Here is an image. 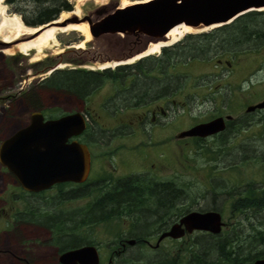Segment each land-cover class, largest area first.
<instances>
[{"label": "rangeland", "instance_id": "374dc122", "mask_svg": "<svg viewBox=\"0 0 264 264\" xmlns=\"http://www.w3.org/2000/svg\"><path fill=\"white\" fill-rule=\"evenodd\" d=\"M126 1L128 4L135 2L133 0ZM66 2L73 11L75 1L66 0ZM116 2L120 4L119 0H105L101 5ZM3 5L7 7L9 17L17 16L22 22L31 20L34 17L32 15L33 10L34 12L37 10V7L33 3L31 4L30 1L14 0L10 3V6L7 2ZM99 5L86 4L83 6L84 9L79 10L78 18L80 19L85 12L91 11ZM62 13H66V11L60 14ZM59 15L57 18H59ZM68 17H70V14L66 18ZM184 36L178 41L179 43L184 39ZM83 40L84 37L78 31L58 33L51 41L50 45L52 47L44 55L39 56L34 51L29 55L19 53L12 55L0 54V85H4L0 92V118L2 117V110H9L15 116L11 121L0 119V142L12 132L27 124V118H19V116L28 117V113L22 111L29 105L23 94L34 91L32 95L38 94L40 99L36 104L38 106L42 105L43 110L41 113L45 118L53 119L61 116V114L82 111L86 123L94 126L96 130L140 133L141 135L137 136H127L118 143L112 166L119 171V174L134 172V174L140 175L141 178H149L155 184L172 181L179 193H172L173 196L171 194L169 197L166 195L167 192L166 194L162 192V194H165V202H175L173 211L174 205L178 208H186L189 211H206L215 208L220 213L221 220L224 223L221 232L230 230L233 224L241 220V217L236 212L232 213L229 208V204L235 199L233 196H229V192L232 189L235 192L239 191L248 183H253L255 186L264 185V166L260 164V161L262 162L260 159L261 154L264 155V110L255 112L251 116V120L255 124H250L237 134L230 135V138L222 136L203 141H192L177 139V135L195 124L213 118L217 113L231 115L236 118L242 115L247 107L264 99V45L258 44L256 48L243 46L234 55L232 53L212 55L211 53L201 54L198 52L191 59L186 54L185 62H178L168 68V74L174 84L173 99L175 103L166 104L168 107L166 118H157V122H148L145 125L148 132L145 134L139 128L134 127V124H128L129 121H136V116L139 114L133 104L127 105L126 108L123 106L124 100L130 99L126 94V88H124L129 81H126L123 85L105 82L98 89L89 91L78 99H73L66 93H57L53 90L41 91L35 87L37 82L42 79V76L33 77L35 70L38 73L40 67L54 64L57 60L53 58L56 56L57 51L58 53L66 51V48L73 47L71 45H77ZM178 42L173 45L179 44ZM81 48L89 50L91 44L86 45L85 41ZM189 52L191 53V51ZM157 55L150 56L157 57ZM217 59L228 61L231 70H227L223 64L217 65L215 63ZM62 60L68 65L62 68L61 71H67L69 67L76 66L75 64L80 62V58H77L75 53H71L66 59ZM40 64L42 65L37 66ZM79 70L92 71L87 67ZM44 77H47V75H44ZM10 83H13V86L9 88L7 85ZM60 91H63V88ZM210 95L214 100L216 98L220 100L228 98L229 106L224 108L216 102L214 105L209 99ZM12 99L14 100L11 101ZM130 126L131 129L127 128ZM115 129L118 130L114 131ZM222 139H226L223 150L216 153L215 151L219 150L217 143ZM240 146H246L250 149L249 155L252 159L239 163L240 153L236 151L240 149ZM128 153L134 154L135 157L128 156L127 158ZM106 168H109V164L106 165ZM148 188L151 190L157 189L155 187ZM1 198L5 200L2 202ZM144 202L143 208L146 206L153 210V198L144 199ZM172 203L170 204L172 205ZM9 204L10 178L0 169V209H4L6 214L8 213ZM122 206H124V203H119L116 206L119 214L112 221L106 224L98 222L93 225L94 241L101 244L102 264H106L111 249L107 248L106 250L105 245L109 241L114 242V236L118 235L121 229L124 230L123 223L134 224L132 218L120 216ZM157 206L159 212L161 211L160 213H170L163 205L158 204ZM105 211L108 214V207ZM6 214L3 215L0 212V244H21L22 237L16 235V232H10V234L5 232L8 229ZM112 214H115V212ZM141 216L137 215L135 217L141 219V222L146 221L145 224L155 219V216L151 213L144 214V210ZM262 221H264V213L256 216L255 220H245L244 223L246 226L248 222L257 226ZM147 230L148 225H144L139 230L140 235H144ZM248 231L247 228L244 235L249 233ZM132 235L135 237L134 235L137 234L133 233ZM200 236V232H193L178 240L166 238L160 244L158 252L154 254L145 247L137 248L139 252L135 248L129 249L123 259L138 260L140 257V263L138 264H147V262L156 258L159 253V259L164 257L167 264L176 261H178L177 264H184V261H187L188 258V250L196 247L193 244L200 241ZM151 238L150 244L153 245L156 237L151 236ZM241 245L244 246L245 244Z\"/></svg>", "mask_w": 264, "mask_h": 264}, {"label": "water", "instance_id": "95a60500", "mask_svg": "<svg viewBox=\"0 0 264 264\" xmlns=\"http://www.w3.org/2000/svg\"><path fill=\"white\" fill-rule=\"evenodd\" d=\"M258 11H264V0H142L124 7L118 2L100 4L91 11L83 12L80 19L70 10L66 12L70 17L60 22H57L58 18L38 26H28L22 22L29 29H40L29 35H21L11 43L0 38V51L18 42L33 39L42 28L48 26L63 28L70 24H85L90 39L89 42L86 41V45L91 44V48L85 50L68 47L66 51L56 54L53 59L57 61L54 64L33 76H43L46 79L54 70L59 69L57 66L68 65L62 59H66L71 53L80 58V62L73 67H87L92 71L112 70L148 57L141 56L148 46L165 42L166 34L176 26L204 33L201 30L227 26L246 13ZM164 48L166 47H161L158 54ZM136 57L135 61L128 63ZM94 65L100 66V69H94ZM103 65L111 67H102ZM46 74L47 77H44ZM263 108L264 99L246 108V111ZM85 124L86 119L79 112L47 120H43L41 113L32 112L29 123L0 142V165L14 176L22 189L28 191L44 190L62 182L79 183L88 173V152L84 145L67 141L79 136L84 131ZM223 129V119L215 118L192 126L178 137L206 138ZM223 227L224 223L217 211H190L180 216L168 231L159 235L155 247L164 238L178 240L193 232L218 235ZM127 243L133 244L134 240ZM70 261L98 264V257L93 248L86 247L60 257L63 264ZM252 264H264V259L254 260Z\"/></svg>", "mask_w": 264, "mask_h": 264}, {"label": "flooded vegetation", "instance_id": "af4514ba", "mask_svg": "<svg viewBox=\"0 0 264 264\" xmlns=\"http://www.w3.org/2000/svg\"><path fill=\"white\" fill-rule=\"evenodd\" d=\"M7 3L10 6V2ZM215 63L217 65L223 64L227 70H231L229 69L231 65L228 61L217 59ZM41 65L42 64L37 66ZM49 66L50 65L42 66L39 71ZM76 70L79 69L77 67H69L66 72ZM56 71L63 72L61 69H56L53 72ZM168 71L169 69L167 68L165 70L162 69L154 71L151 73L154 76L149 74V78L159 84L161 92H154L153 96L149 97V99H138L135 101L124 100V108H126L127 105H132L133 103V107L139 111V114L136 116V121H129L128 124H134V127L139 128L142 133H148L145 127L148 122L155 123L157 122V118L167 117L166 110L168 107L166 104L175 103L173 99L174 84L172 83ZM36 72L37 71L35 70L34 73ZM42 79L37 82L35 86L36 88L41 87V82L45 80ZM126 81L127 79H125L121 85L125 84ZM128 85L129 82L127 86ZM163 85L166 86L163 87ZM2 86L4 85H0V92L3 89ZM7 86L10 88L13 86V83H10ZM26 95L27 93L23 94V96ZM212 95L209 96V99L214 103V105L216 102L224 108L229 106L228 98L222 100L216 98L214 100ZM42 110V107L34 110H23V112L28 113V117L19 116V118H27L26 123H29L30 114L32 112L41 113ZM263 110L264 108L255 109L253 111H246L245 109L244 113L236 118L231 115L217 113L213 118L201 123H206L215 118H222L224 122V129L222 132L206 138H179V134L183 132L181 131L177 135V139L203 141L205 139L222 136L230 138V135L237 134L234 129H236L239 124L244 126L243 129L250 126V123L253 121L251 120V116L255 112H262ZM66 114H61V116ZM1 115L2 117L0 119L3 121H11L15 117L9 110H2ZM42 117L43 120L49 119L45 118L43 115ZM59 117H55L53 119ZM127 128L131 129L132 127L130 126ZM116 130L118 129H115L114 131ZM132 135L137 136L141 134L138 132L125 133L96 130L94 126L86 123L84 131L79 136L68 139L67 143L76 141L77 143L84 145L88 152V173L86 178L79 183L62 182L54 184L44 190L28 191L22 189L14 176L11 173L9 174L5 168L0 165V169H2L3 172L10 178V204L8 213L6 214L4 209H0V212L3 215L6 214L8 219L6 223L8 229L5 232L9 234L10 232H16V235L22 237L20 240L21 244H0V264H63L60 262V257L63 254L86 247H91L96 251L98 264H102L100 252L101 244L94 241L93 225L98 222H104L106 224L115 219L116 215L119 214H114L115 216L113 219L111 218L112 220L109 219L107 221H101L102 218L110 216V214L100 212V205L103 204L104 210H106L108 203L111 201H114V203L117 201H119L117 203H124V206L121 208L122 214L120 216L132 218L134 224L131 225L130 223H123L124 230L121 229L119 234L114 236V242L109 241L107 245H105L106 250L107 248H111L106 264L140 263V257L138 260L123 259L126 257V253L129 249L135 248V250H137L139 247H145L153 254L157 253L160 244L166 240V238L162 239L158 242V246L155 247L159 235L168 231L169 228L177 221L173 211L174 202L172 203V201L169 200L170 202L168 203H172V205L169 204V207H167V211H170V213L167 214L160 213L161 211L159 212L157 206L158 197L160 195H163L160 199L165 202L166 192L168 197L173 193V182L169 181L155 184V182L149 180V178H141L140 175L134 174V172L119 174V171L112 166V162L116 157L118 143L121 142V139L126 138L127 136L131 137ZM128 156L135 157V155L131 153H128L127 158ZM107 164H109V168H106ZM148 187H155L157 189L151 190ZM116 189H119L122 192V195L112 196L114 195L113 193H117ZM141 192L144 193V196L139 197L138 193ZM162 192H165V194H162ZM150 198H153L154 201V203H152L154 206L153 210H150L146 206L143 208V203L146 202H144V199L147 200ZM1 200L3 202L5 199L1 198ZM19 204L21 205L17 208ZM97 204H99V206H96ZM143 210L144 214L151 213V215L155 216V219H152L147 224H145L146 221L141 222V219H137L135 216H141ZM143 223L144 225H148V230L144 233V235H140L141 232L139 230L143 228ZM133 233H136L138 237H136L137 235H134L135 237H133ZM151 236L156 237L153 245L150 244L152 241ZM130 240H134V243L128 244L127 241ZM137 251L139 252V250ZM161 261L162 260L159 259L158 253V256L147 262V264H164L165 261ZM67 264L79 263L70 261L67 262ZM172 264H174V262Z\"/></svg>", "mask_w": 264, "mask_h": 264}, {"label": "trees", "instance_id": "16d2710c", "mask_svg": "<svg viewBox=\"0 0 264 264\" xmlns=\"http://www.w3.org/2000/svg\"><path fill=\"white\" fill-rule=\"evenodd\" d=\"M19 1H30L31 4L33 3L37 7L35 12L33 10L32 15L34 17L31 18V20H24L23 22L28 26H38L48 23L57 19L61 12L71 10L66 0ZM7 2L11 3L14 2V0H8ZM258 44L264 45V12H249L238 17L231 24L213 29L208 33L185 35L184 39H182L179 44L162 49L157 57H145L131 65L119 66L113 70L53 72L41 82V87H38L37 90H53L57 93H66L73 99H78L82 98V96L89 91L98 89L105 82L121 85V83L127 79V81L129 80V85L125 87V91L130 99L134 101L138 99H149V97L153 96L154 92H161V87L158 83H155L154 80L149 78V74L157 70L170 68L178 62H185L186 54H188V58L191 59H193L194 54L197 55L198 52L201 54L211 53L212 55L219 53H232L234 55L238 49L243 46L256 48ZM189 51H191V53ZM165 86L166 85H163V87ZM62 88L63 91H60ZM33 92L27 93V95L24 96L26 97L25 100L29 102L28 107L23 109L25 111L42 107L41 104L39 106L36 104L40 98L37 93L32 95ZM250 124L253 125L255 122L252 121ZM243 127L244 126L239 124L234 131L238 133ZM225 141L226 139H222L217 143L218 146H216L219 150H214L216 153L223 150L222 148L224 147ZM236 152L240 153V157H238L240 158L239 163H244L246 160L252 159L249 155L251 151L246 146H240V149ZM260 159L262 160L260 164L264 166V155L262 156L261 154ZM116 191L117 193H113L114 195L112 196L122 195L119 189H116ZM174 193L178 194L179 192L175 189V185L173 184V194ZM138 195L140 197L143 196L144 193L141 192L138 193ZM161 196L163 195L158 197L157 205H163L166 208L169 207L170 203L163 202V200L160 199ZM229 196L235 198L229 204V208L232 213H238L241 220L233 224L232 228L227 232L222 231L218 235L200 232V241L193 244L196 247L188 250V258L187 261H184V264H252L254 260L264 259V221L259 222L257 226L249 222L246 226L244 223L245 220H255L256 216L264 213V185L255 186L253 183H248L239 191L235 192L234 189H232V191L229 192ZM117 205H119V203H114V201L109 202L108 214H110V216L102 218L101 221L112 220L115 216L112 213L115 212L116 214L118 211L116 210ZM96 206H99V204ZM99 211L102 213L105 212L106 214L103 204L100 205ZM206 211L217 210L212 208V210ZM187 212L190 211L186 208H178L174 205V215L176 219ZM247 228L249 229V233L244 235ZM241 244H245V247ZM160 259L162 260L161 262L165 261L164 264H167L164 257ZM177 263L178 261L174 264Z\"/></svg>", "mask_w": 264, "mask_h": 264}, {"label": "bare ground", "instance_id": "6f19581e", "mask_svg": "<svg viewBox=\"0 0 264 264\" xmlns=\"http://www.w3.org/2000/svg\"><path fill=\"white\" fill-rule=\"evenodd\" d=\"M6 0H0V38L5 41V42H12L21 35H29L34 33L35 31H38V29H29L25 27L22 23V20L18 18L17 16L9 17L7 15V7H5L3 4L5 3ZM74 10L73 13L74 15L78 16L79 15V10L83 8L86 4L93 3L94 5H99L102 4L105 0H74ZM120 1V6L124 7L128 5L126 0H119ZM69 13H62L60 14L57 22L62 21L65 19ZM43 30L40 31V33L34 37L31 40L23 41V42H18L14 45H12L10 48H6L0 51V54H5V55H12L15 53H19L22 55H29L32 51L37 53L39 56L44 55L47 51L50 50L52 47L51 41L54 39L55 35L58 33H66L70 31H78L82 34L84 37L83 42L77 44V45H71L76 48H81L83 43L87 40H89V33L87 30V27L85 24H75V25H67L66 27L63 28H57L53 26H48L45 28H42ZM210 29L206 30H201V31H209ZM199 31H195L183 26H176L172 28L167 34H166V41L162 43H157V44H151L148 46L147 50L141 55H157L159 52V49L161 47H168L173 45L174 43H177L184 35L186 34H194ZM58 53V51H57ZM138 57L130 60L128 63H131L135 61ZM64 67H67L66 65H59L57 68L62 69ZM94 69H100V66L94 65ZM102 67H111V65H103ZM101 67V68H102ZM84 69V68H83ZM91 69V68H88ZM58 223V222H57Z\"/></svg>", "mask_w": 264, "mask_h": 264}]
</instances>
